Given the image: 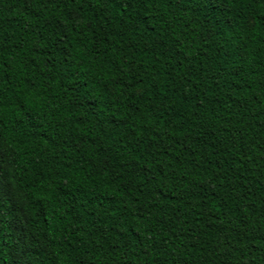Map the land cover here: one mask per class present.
<instances>
[{
    "label": "trees",
    "instance_id": "trees-1",
    "mask_svg": "<svg viewBox=\"0 0 264 264\" xmlns=\"http://www.w3.org/2000/svg\"><path fill=\"white\" fill-rule=\"evenodd\" d=\"M0 264H264V0H0Z\"/></svg>",
    "mask_w": 264,
    "mask_h": 264
}]
</instances>
